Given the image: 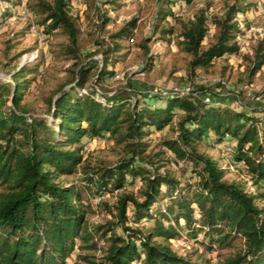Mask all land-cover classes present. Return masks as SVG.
Instances as JSON below:
<instances>
[{
	"label": "trees",
	"instance_id": "obj_1",
	"mask_svg": "<svg viewBox=\"0 0 264 264\" xmlns=\"http://www.w3.org/2000/svg\"><path fill=\"white\" fill-rule=\"evenodd\" d=\"M178 1L190 5L193 0H159L152 32L162 41L174 34L166 24L176 17ZM69 4L70 0L27 4V11L40 18L37 25L46 39L56 30L66 35L65 53L75 59L69 81L48 100L51 121L26 117L21 107L37 81L38 64L16 68L11 84L0 82V264H67L76 247L98 250L104 241L102 262L91 261L87 254L80 259L87 264H264V205L259 204L264 202V117L205 103L199 91L157 99L133 97L127 89L99 95L95 88L114 75L111 55L121 49L119 41L132 38L137 20L109 35L113 47L102 52L103 63L97 68L76 61L79 28ZM251 7L245 0H232L222 16L211 21L205 9L188 22L176 19L178 47L191 57L190 76L198 68L240 54L236 37L243 31L236 18ZM6 18L0 14V21ZM109 21L103 16L100 27ZM210 24L213 42L204 49ZM150 40L139 45L143 51ZM152 60L148 55L147 65ZM247 60L252 78L264 67V40ZM6 101L11 107L3 110ZM165 129H173L175 136L162 138ZM154 134L159 137L157 152L151 145ZM84 138L109 139L125 157L112 167L90 168L83 156ZM207 139L211 148L233 145L234 159L246 167L255 193L227 182L219 161L197 152L196 145L209 144ZM167 164L183 168L187 180L161 171ZM79 170L89 200L77 184H61V178ZM115 192L119 194L113 205L102 201ZM99 204L112 219L90 224L87 216ZM199 238L222 248L241 239L243 249L218 263H198L170 247L174 241Z\"/></svg>",
	"mask_w": 264,
	"mask_h": 264
},
{
	"label": "rangeland",
	"instance_id": "obj_2",
	"mask_svg": "<svg viewBox=\"0 0 264 264\" xmlns=\"http://www.w3.org/2000/svg\"><path fill=\"white\" fill-rule=\"evenodd\" d=\"M245 1L251 3L252 7L248 11L249 19L242 14L246 28V32H243L244 45L245 48L253 51L261 37L264 38V0ZM158 3L159 0H75L70 6L69 13L76 19L79 28L76 61L80 64L96 65L97 68L103 63L102 52L107 47H113L109 35L115 33L131 19L137 20V28L132 38L119 41L121 49L111 55L109 67L114 70L113 77L101 82V85L95 88L96 92L99 95L111 96L122 89H127L131 91L133 97L142 95L157 99L173 85L190 84L194 88L193 93L199 91V95L208 94L212 100L218 101L221 105L245 112H255L264 117V67L254 77H248L247 58H250L252 53L240 52L239 57L231 62L220 59L208 68L196 69L195 74L190 76L188 63L191 57L178 47L180 26L176 19L188 22L199 10L205 9L211 21L213 17H221L226 5L231 4L232 0H193L190 5L178 1L176 17L166 24L167 27L173 28L174 34L166 37V41H162L159 34L152 32ZM0 14H5L7 17L5 20L8 21L3 28H0V82L11 84V76L15 69L20 67L22 57L37 55L34 61L24 64L28 66L38 64L39 70L35 74L37 81L25 95L21 107L25 109L26 117L32 119L40 117L51 121L48 100L55 98L59 86L69 81L70 72L75 68V59L65 53V46L68 45L67 37L61 30H56L43 45L40 44L37 37L30 34L28 22L19 14L18 0H0ZM103 16L110 19L105 28L100 27ZM33 17V23L37 25L40 18L34 15ZM250 27L254 29L250 30ZM258 29L260 34L257 32ZM213 34L212 26V36ZM212 36L204 41L202 46L204 49L213 42ZM148 37L151 40L146 44L147 51H143L139 45ZM146 53L153 56L150 65L146 63L148 56ZM245 91H250L252 96L246 97ZM82 93L85 92L82 90ZM253 96L260 99L256 101L252 98ZM10 107V102L6 101L3 110H8ZM176 121H173L172 127ZM174 136L173 129H165L161 133L162 138ZM152 138L154 140L151 141V145L157 152L159 137L154 134ZM82 141L85 143L83 150L85 163L90 168L112 167L125 157L123 150L109 139L84 138ZM207 141L209 144L203 142L196 145L197 152L218 160L221 165L223 156L221 150L211 148L212 141L209 139ZM161 171H168L180 181L187 180L186 171L183 168L177 169L167 164ZM82 177V171L79 170L75 175L61 178V184H77L84 200H89L91 196L83 189ZM225 180L239 183L251 194L257 190V187L250 182L252 181L250 176L242 172L226 173ZM258 190L261 192V189ZM118 194L115 192L102 201L113 205ZM259 204L264 205V202ZM94 209L87 216L90 224L103 223L112 219L100 204L97 207L95 205ZM199 239L196 242L174 241L170 247L175 254L198 263L203 261L218 263L243 249L241 239H236L226 248L214 244L209 246L207 241ZM106 248L105 241L99 244L98 250L82 251L76 247L68 257L67 264H87L79 256L85 254L90 255L91 261L100 263L103 261Z\"/></svg>",
	"mask_w": 264,
	"mask_h": 264
},
{
	"label": "built area",
	"instance_id": "obj_3",
	"mask_svg": "<svg viewBox=\"0 0 264 264\" xmlns=\"http://www.w3.org/2000/svg\"><path fill=\"white\" fill-rule=\"evenodd\" d=\"M18 2H19V14L23 17L24 20H26L28 22L30 34L32 36L37 37V40L39 41V43L43 45L46 41V37L43 34V32L41 31V29L36 24L33 23V18H34L33 15L27 11L28 0H18ZM73 2H75V0H70L69 8L71 5H73ZM242 16H243L242 14L237 15L236 20H237L238 27L243 32H246V28L243 24V19H242L243 17ZM7 23H8L7 20L0 21V28H3ZM253 29H254L253 27H250V30H253ZM257 32H259V34H260L259 29L257 30ZM211 36H212V24H210V26H209V30L207 32L206 39L210 38ZM244 38H245L244 33L240 34L236 37V42L240 48V52L243 54H251L252 51L249 48H245ZM261 40H264V38L261 37ZM36 56L37 55H30V56L24 55L22 57L20 67L23 66L24 64L28 63V62L34 61L36 59ZM238 57H239V55L227 56L225 59L228 60L229 62H231L232 60L237 59ZM222 84L224 85L225 83H222ZM193 90H194V88L190 84L173 85L172 87H170L168 89L169 92L165 91L161 94V96H165V95L170 94V95H175L177 97H186L189 94L193 93ZM83 92H85V91L83 90ZM244 94L246 97L252 96V93L250 91H245ZM201 98L205 103L213 102L217 105H221V103H219L218 101L212 100L211 97L208 96V94L202 95ZM252 98L256 101H258L260 99L259 97H255V96H253ZM226 137H228V136H226ZM215 148L220 149L218 147V145H216V144H215ZM221 152L223 155L221 167L227 173H234V172L235 173L236 172H242L245 174L248 173L247 169L244 165L235 161L234 155H233V145H228V146L223 147ZM250 182L252 183V181H250Z\"/></svg>",
	"mask_w": 264,
	"mask_h": 264
},
{
	"label": "crops",
	"instance_id": "obj_4",
	"mask_svg": "<svg viewBox=\"0 0 264 264\" xmlns=\"http://www.w3.org/2000/svg\"><path fill=\"white\" fill-rule=\"evenodd\" d=\"M244 16H245V18H248V19L250 18L248 12L246 14H244Z\"/></svg>",
	"mask_w": 264,
	"mask_h": 264
}]
</instances>
